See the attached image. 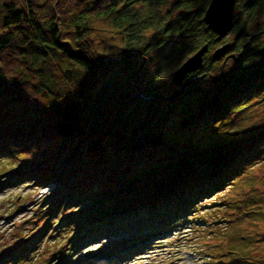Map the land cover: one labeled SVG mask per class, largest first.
<instances>
[{
	"label": "trees",
	"instance_id": "1",
	"mask_svg": "<svg viewBox=\"0 0 264 264\" xmlns=\"http://www.w3.org/2000/svg\"><path fill=\"white\" fill-rule=\"evenodd\" d=\"M212 1L0 0L3 183L55 186L40 236L0 264H27L52 228L69 237L44 264H76L87 237L134 235L132 257L188 216L208 264H264V0H236L232 43L204 21Z\"/></svg>",
	"mask_w": 264,
	"mask_h": 264
},
{
	"label": "rangeland",
	"instance_id": "2",
	"mask_svg": "<svg viewBox=\"0 0 264 264\" xmlns=\"http://www.w3.org/2000/svg\"><path fill=\"white\" fill-rule=\"evenodd\" d=\"M237 31L238 27L236 24L227 34L225 41L234 42ZM247 39V36H242L239 37L238 41L241 42ZM262 41H264V38ZM262 41L261 43L263 44ZM218 46L210 52L207 62L211 54L222 48V46ZM212 64L216 65L215 62H212ZM250 66L253 67L254 65ZM118 98L121 97L117 96L116 99ZM109 105L115 108L117 103H109ZM146 105H148L147 102ZM144 109L145 106L140 107V110ZM51 115L55 116L54 113H51ZM145 117L148 118V116ZM15 166L16 164L10 160V157L0 158V252L17 251L22 246L20 251L27 253V239H29V243H33L32 237L34 235L35 237L37 235L40 236V230L43 229V222L39 220L38 215L40 210L46 205L44 204V199L53 192L55 186L51 184L50 186L40 187L29 182L18 185L9 184L10 186H8V183L4 185L5 174ZM224 193L217 196L214 195L201 202L198 205L196 214H201L205 218L211 219L208 213L212 212L215 206H218L220 196ZM189 217H187L189 222L185 218L183 219L184 221L177 223V226L171 228L168 232L151 235L150 241L145 244L147 248L144 250L139 247L140 254L132 257L129 256V254H133L130 251L138 248L134 249L136 247V245H133L135 238L134 235L130 234L119 237L98 238L97 240L87 237V241L81 242L83 244L80 249L72 252L71 257L76 264H92L94 261L96 264H208L207 259H205V253L201 251V242L198 239L203 233L196 230L202 224L197 226L193 222L190 223ZM59 221V216L54 218L52 220L53 226L58 224ZM55 233L56 230L52 228L43 237V240L34 244L35 247L28 254L29 257L27 256V264H44L43 259L48 257L47 254L62 249L67 242L69 233H62L61 235ZM51 235L55 236L50 237ZM28 248H32V246ZM118 250H121V252L128 250V252H123L124 257L120 260H112L111 254Z\"/></svg>",
	"mask_w": 264,
	"mask_h": 264
},
{
	"label": "water",
	"instance_id": "3",
	"mask_svg": "<svg viewBox=\"0 0 264 264\" xmlns=\"http://www.w3.org/2000/svg\"><path fill=\"white\" fill-rule=\"evenodd\" d=\"M236 0H213L209 5L204 21L208 27L217 33L218 38L221 39L226 36L233 27L234 6ZM208 50V45L203 46L198 52L190 57L172 76L173 83L180 84L185 79L186 75L197 70L202 62L205 53ZM224 48L218 49L215 56L219 57L224 54ZM179 92H175L168 97L174 98Z\"/></svg>",
	"mask_w": 264,
	"mask_h": 264
}]
</instances>
